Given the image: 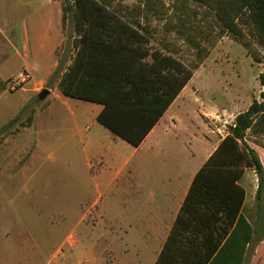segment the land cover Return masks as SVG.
<instances>
[{
  "label": "rangeland",
  "instance_id": "rangeland-1",
  "mask_svg": "<svg viewBox=\"0 0 264 264\" xmlns=\"http://www.w3.org/2000/svg\"><path fill=\"white\" fill-rule=\"evenodd\" d=\"M98 1L124 19L147 26L149 48L172 55L192 71L169 112L185 118L206 107L211 117L213 108H233L225 115L230 120L253 99L262 101L259 75L264 70V46L249 23L238 21L243 37L236 38L221 26L211 3ZM64 36L60 54L74 50L71 15ZM43 88L26 82L0 89V264H46L70 233L80 239L89 234L103 242L97 240L106 224L100 213L113 215L128 209L119 190L121 182L107 188L101 185L98 196L86 165L89 152L82 139L96 128H105L95 120L99 104L76 98L64 103L66 99L55 98V89L40 100L37 95ZM46 104H51L50 109H45ZM79 109L84 117L75 128L73 114ZM86 126L89 133L84 132ZM178 133L186 136L184 127ZM251 134L256 136L251 145L257 152L264 147V134ZM92 165L97 167L94 161ZM262 245H251L243 264H264Z\"/></svg>",
  "mask_w": 264,
  "mask_h": 264
},
{
  "label": "trees",
  "instance_id": "trees-1",
  "mask_svg": "<svg viewBox=\"0 0 264 264\" xmlns=\"http://www.w3.org/2000/svg\"><path fill=\"white\" fill-rule=\"evenodd\" d=\"M196 1L214 4L221 26L236 38L243 37L239 22L249 23L264 46V0ZM62 12L63 26L70 15L73 20L74 55L60 76L58 90L101 104L96 121L139 146L192 71L172 55L150 49L148 27L117 15L103 1L64 0ZM66 59L67 51L56 73ZM259 81L262 101L253 99L235 116L228 134L195 174L176 228L154 264H242L252 235L250 223L240 214L245 192L238 180L245 167L257 174L256 198L264 194V165L245 141L247 130L264 134V70ZM4 86L6 81L0 79V89ZM185 214L189 230L181 232L177 226Z\"/></svg>",
  "mask_w": 264,
  "mask_h": 264
},
{
  "label": "crops",
  "instance_id": "crops-1",
  "mask_svg": "<svg viewBox=\"0 0 264 264\" xmlns=\"http://www.w3.org/2000/svg\"><path fill=\"white\" fill-rule=\"evenodd\" d=\"M62 14L61 0H0L1 80L7 82L26 67L31 71L29 83L46 86L50 90L49 94L57 90L55 98L66 99L64 103L74 101L58 90L60 76L71 63L73 51L67 50L62 71L55 72L60 57L66 52L60 54L65 39ZM185 87L139 146L130 145L107 128H96L82 139L84 150L88 149L89 152L86 165L91 171L90 177L98 196L102 194L101 185L107 188L120 181L119 190L128 199L123 202L128 204V209L125 211L122 208V212H114L113 215L100 213L101 220L105 217L106 224L100 227L97 240L103 242L95 241L89 234L80 239L70 233L68 240L60 244L54 257L46 264L156 262L170 233L176 228V220L195 174L228 134L229 127L234 125L235 116L243 112L232 114L230 120L225 115L233 113V108L221 111L218 107L213 108L215 115L211 117L206 107H199L194 114L186 115L185 118L169 112ZM21 89L30 91L29 88ZM50 107L51 104H46L45 109ZM101 108L99 104L96 115ZM83 117L81 109L73 114L75 128H79ZM182 127L188 138L178 133ZM88 129L86 126L84 132L89 133ZM255 137L246 131L245 141L251 147ZM259 148L258 156L264 165V147ZM92 160L97 163L96 168ZM238 184L245 192L240 214L252 227L245 259L251 245L256 248L264 242V194L256 198L258 178L251 167L244 168ZM187 217L186 214L182 216L177 230H189L185 223ZM65 245L66 250L63 249Z\"/></svg>",
  "mask_w": 264,
  "mask_h": 264
},
{
  "label": "built area",
  "instance_id": "built-area-1",
  "mask_svg": "<svg viewBox=\"0 0 264 264\" xmlns=\"http://www.w3.org/2000/svg\"><path fill=\"white\" fill-rule=\"evenodd\" d=\"M71 2L72 0H68ZM31 79V71L29 68H23L21 69L17 74L12 76L7 82L6 86L7 88L14 89L15 87H18L22 85L23 83L28 82Z\"/></svg>",
  "mask_w": 264,
  "mask_h": 264
},
{
  "label": "water",
  "instance_id": "water-1",
  "mask_svg": "<svg viewBox=\"0 0 264 264\" xmlns=\"http://www.w3.org/2000/svg\"><path fill=\"white\" fill-rule=\"evenodd\" d=\"M50 90L47 88H43L39 93H38V98L40 100L44 99L48 94H49Z\"/></svg>",
  "mask_w": 264,
  "mask_h": 264
}]
</instances>
